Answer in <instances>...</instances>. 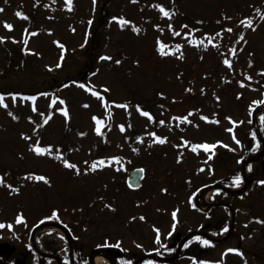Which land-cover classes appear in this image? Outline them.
Wrapping results in <instances>:
<instances>
[{
	"label": "rangeland",
	"instance_id": "1",
	"mask_svg": "<svg viewBox=\"0 0 264 264\" xmlns=\"http://www.w3.org/2000/svg\"><path fill=\"white\" fill-rule=\"evenodd\" d=\"M32 1L0 0V243H11V256L28 264L33 235L39 246H64L62 232L33 234L36 221L57 206L90 205L86 251L120 246L144 256L209 223L226 239L175 264H264V186L239 202L232 229L231 208L230 219L223 208H191L196 191L195 200L207 188L210 203L220 198L210 186L241 164L248 135L238 126L259 121L251 109L264 100V0H177L182 13L209 22L202 32L181 30L176 0ZM132 124L154 137L150 147L130 148ZM96 147L113 160L107 170L83 163ZM139 166L146 177L132 190L128 171Z\"/></svg>",
	"mask_w": 264,
	"mask_h": 264
},
{
	"label": "trees",
	"instance_id": "2",
	"mask_svg": "<svg viewBox=\"0 0 264 264\" xmlns=\"http://www.w3.org/2000/svg\"><path fill=\"white\" fill-rule=\"evenodd\" d=\"M177 8L180 13L177 12ZM172 11L175 12L174 16L175 19L179 21V27L181 30H188L191 29L194 32H202L204 29L206 30V26L209 25L208 21H205L204 19H197L189 16L188 14H184L181 12V10L178 7L177 0L173 2L171 6ZM179 15V16H178ZM173 16V17H174ZM249 18V16H247ZM102 29V28H100ZM209 31H205L203 33V36L207 37ZM173 40V36L171 37ZM20 57H22V65L24 67H27L26 62V55L25 50L21 48ZM264 65V64H263ZM263 67V66H261ZM24 70V69H23ZM264 70V68H263ZM155 102V100H154ZM139 109L147 110L148 111V117H150L152 120H157V116L155 114V106L150 103L146 102H140L139 103ZM264 107V100L262 102H259L256 104L252 111H256L259 108ZM143 111V110H142ZM259 117V128L261 135L257 133V131L253 127V121L251 118H249L247 122V127L242 128V126H238V128L241 131H246L248 138L245 143L244 151L240 156V161L244 162V160L251 154L259 151L261 147L264 145V110H261L258 114ZM101 123H99L100 128V134L104 137V143L106 145L111 146L113 143L110 140L109 133H108V126L104 124V121L102 119H99ZM155 127H157V124L159 122H152ZM135 135V140L137 138L142 137L135 142L131 137ZM157 135V130H154L153 135ZM127 140L130 144V148H133L134 150L140 148L141 145H145L147 147H150L153 144L154 137L145 138L142 134V132H138L136 127L132 124L129 131L126 134ZM116 160H119L122 162L124 169H129L132 165L130 161L127 160V158L122 154L121 152L116 153ZM113 160L106 158V156L101 155L98 152V147H96L91 155L86 158L83 163L86 165H90L91 163H94V165L98 164L102 169L107 170L108 167L112 164ZM103 162V163H101ZM1 169H5L2 165H0ZM7 171L13 176L16 177L18 174L16 172H13V170L7 169ZM235 172L223 177L222 179L217 181V184L227 185L231 187H240L243 185L246 181H248L249 185L247 189H245L243 192H228L224 189H219V201L229 204L233 207L235 210V222L238 221V214L239 211L244 209V205L239 204L240 201L244 200V198L249 194L251 189L254 187L256 188H262L264 186V156L261 160L253 161L249 164L248 168V178H246L242 167H238ZM30 175V173H28ZM239 180V184L237 185L236 181ZM192 185H190L188 188H191ZM102 195V194H100ZM101 198L100 196H98ZM97 200V198H96ZM90 205L88 206H81L79 208L80 210H72L69 207H63V206H57L53 209V212L49 215H46L44 217L39 218L36 223H41L43 221H59L63 222L62 219V213L66 215H71V221L66 222V225L69 227V230L72 234V243L67 244L63 247H53L49 243L41 244L40 250L51 253L54 255H57L61 259V264H93L90 260V251L85 250V243L83 239V230H85V217L84 213L87 209H89ZM226 209V208H225ZM213 210V209H212ZM30 226L29 224L27 227ZM207 232H209L213 236H221L223 233L217 231L215 228H205ZM188 234V232H186ZM207 242V243H205ZM218 242L213 241L212 239L206 237V236H196L193 239L189 240L183 247L179 257L176 260H190L191 258L197 257L207 251H209L211 248L218 245ZM178 244H173V242L166 244L160 248L158 251L161 255H173L177 250ZM111 252L120 260L122 264H135L136 260L140 257V254L134 251H128L120 246H113L110 248ZM256 254H254L255 256ZM263 259L264 256H258V259ZM5 264H20V262H17L15 259H5L3 258ZM55 261L54 256H47L40 254L38 252H35L32 256L29 264H53ZM173 261H159V260H149V264H175Z\"/></svg>",
	"mask_w": 264,
	"mask_h": 264
},
{
	"label": "water",
	"instance_id": "3",
	"mask_svg": "<svg viewBox=\"0 0 264 264\" xmlns=\"http://www.w3.org/2000/svg\"><path fill=\"white\" fill-rule=\"evenodd\" d=\"M251 160H253V159H250L248 161H251ZM144 177H145V169L143 167H137L133 170H130L128 177H127L128 186L132 189L141 188V186L143 184ZM227 190H229V189H227ZM181 235H182L181 233H178L175 237V241H178L181 238ZM9 250H10L9 245L7 243H1L0 244V255L9 252ZM11 252H12V250H11ZM155 258L161 259L157 256Z\"/></svg>",
	"mask_w": 264,
	"mask_h": 264
},
{
	"label": "bare ground",
	"instance_id": "4",
	"mask_svg": "<svg viewBox=\"0 0 264 264\" xmlns=\"http://www.w3.org/2000/svg\"><path fill=\"white\" fill-rule=\"evenodd\" d=\"M262 152V151H261ZM261 152H259L258 154H256V158L259 157L261 155ZM243 188H238L235 190H242ZM210 189H206L201 191L198 196H197V204L199 207L203 208V209H207V207L209 206L210 202L207 198V193ZM234 190V189H231ZM107 260H113V262H115V264H118L116 259L110 255L109 253H106L103 249H97L92 253V261L97 264V263H101V262H106Z\"/></svg>",
	"mask_w": 264,
	"mask_h": 264
},
{
	"label": "snow or ice",
	"instance_id": "5",
	"mask_svg": "<svg viewBox=\"0 0 264 264\" xmlns=\"http://www.w3.org/2000/svg\"><path fill=\"white\" fill-rule=\"evenodd\" d=\"M0 11H2V9H0ZM166 16L168 15V13L167 12H165L164 13ZM17 15H20L19 13H17ZM26 18V17H25ZM6 27H11L10 25H6ZM162 54H166V53H163L162 52ZM105 59H107V58H105ZM226 63H227V61H226ZM66 114V113H65ZM144 115H148L147 113H144ZM97 123L99 124V123H101L100 121H97ZM97 132L99 133L100 132V128L98 127L97 128ZM159 143H164L165 141L164 140H159L158 141ZM206 150L209 148V146H207V145H205V146H203ZM37 151L38 152H40L41 150H39V149H37ZM101 163H103V162H101ZM68 167H73L72 165H68ZM93 168H95V165H93ZM39 179L40 180H44L45 178L44 177H39ZM236 183H237V185L239 184V180H237L236 181ZM18 222H20V221H18ZM0 227H3V225H0ZM205 243H207V242H205Z\"/></svg>",
	"mask_w": 264,
	"mask_h": 264
},
{
	"label": "flooded vegetation",
	"instance_id": "6",
	"mask_svg": "<svg viewBox=\"0 0 264 264\" xmlns=\"http://www.w3.org/2000/svg\"><path fill=\"white\" fill-rule=\"evenodd\" d=\"M24 259H25V257H24Z\"/></svg>",
	"mask_w": 264,
	"mask_h": 264
}]
</instances>
